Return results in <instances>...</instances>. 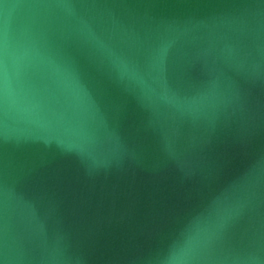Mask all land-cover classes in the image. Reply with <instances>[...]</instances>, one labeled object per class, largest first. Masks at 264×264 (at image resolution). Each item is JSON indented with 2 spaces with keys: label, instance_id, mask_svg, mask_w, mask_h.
I'll return each instance as SVG.
<instances>
[{
  "label": "water",
  "instance_id": "obj_1",
  "mask_svg": "<svg viewBox=\"0 0 264 264\" xmlns=\"http://www.w3.org/2000/svg\"><path fill=\"white\" fill-rule=\"evenodd\" d=\"M0 264H264V0H0Z\"/></svg>",
  "mask_w": 264,
  "mask_h": 264
}]
</instances>
